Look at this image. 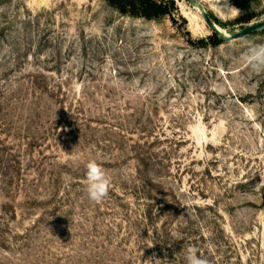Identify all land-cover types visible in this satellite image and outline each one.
Masks as SVG:
<instances>
[{"label":"rangeland","instance_id":"rangeland-1","mask_svg":"<svg viewBox=\"0 0 264 264\" xmlns=\"http://www.w3.org/2000/svg\"><path fill=\"white\" fill-rule=\"evenodd\" d=\"M173 1L0 2V264H264V72L242 60L264 31L220 41ZM197 1L231 35L264 22V0Z\"/></svg>","mask_w":264,"mask_h":264},{"label":"clouds","instance_id":"clouds-1","mask_svg":"<svg viewBox=\"0 0 264 264\" xmlns=\"http://www.w3.org/2000/svg\"><path fill=\"white\" fill-rule=\"evenodd\" d=\"M209 4H212V0H209ZM245 43L247 50L242 57L243 62L255 72H264V43H256L254 41H245ZM86 169L88 199L95 203L103 202L110 189V177L95 160L88 161ZM155 261L158 264L159 260ZM187 262L188 264H209L206 258L197 254L195 248L189 251Z\"/></svg>","mask_w":264,"mask_h":264},{"label":"trees","instance_id":"trees-1","mask_svg":"<svg viewBox=\"0 0 264 264\" xmlns=\"http://www.w3.org/2000/svg\"><path fill=\"white\" fill-rule=\"evenodd\" d=\"M4 1V0H0ZM108 5L124 17L144 19L146 21H159L176 11L175 1L162 0H106ZM234 5L240 10H246L249 0H233ZM210 15V14H209ZM211 17V15H210ZM212 18V17H211ZM215 38L222 41L218 34Z\"/></svg>","mask_w":264,"mask_h":264},{"label":"water","instance_id":"water-1","mask_svg":"<svg viewBox=\"0 0 264 264\" xmlns=\"http://www.w3.org/2000/svg\"><path fill=\"white\" fill-rule=\"evenodd\" d=\"M187 3L191 4L193 7L199 8L201 9L205 22L207 23V25L219 36H223V33L217 28V25L214 23V21L212 20V18L210 17L209 13H207L203 8H201L200 3L197 0H184ZM264 31V22L262 23H258L255 25H250L245 27L244 29H242L241 31L235 33V34H228L225 33V38L227 40H237V39H241L245 36H249L258 32H262Z\"/></svg>","mask_w":264,"mask_h":264},{"label":"bare ground","instance_id":"bare-ground-1","mask_svg":"<svg viewBox=\"0 0 264 264\" xmlns=\"http://www.w3.org/2000/svg\"><path fill=\"white\" fill-rule=\"evenodd\" d=\"M195 8V10L197 9H199V8H196V7H194ZM200 10V9H199ZM203 14V13H202ZM205 20V19H204ZM217 28L223 33V35H225V33H227L225 30H223L221 27H219L218 25H217ZM228 34H230V33H228Z\"/></svg>","mask_w":264,"mask_h":264}]
</instances>
